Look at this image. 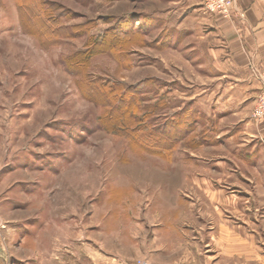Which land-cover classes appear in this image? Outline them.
<instances>
[{"label":"rangeland","instance_id":"rangeland-1","mask_svg":"<svg viewBox=\"0 0 264 264\" xmlns=\"http://www.w3.org/2000/svg\"><path fill=\"white\" fill-rule=\"evenodd\" d=\"M153 2L0 0V254L9 264H47L70 246L103 253L87 264H136L118 253L176 205L206 197L195 178L228 164L213 95L201 92L208 79L178 45L189 31L163 29ZM204 7L226 18L235 10ZM258 81L252 116L261 119Z\"/></svg>","mask_w":264,"mask_h":264},{"label":"crops","instance_id":"crops-1","mask_svg":"<svg viewBox=\"0 0 264 264\" xmlns=\"http://www.w3.org/2000/svg\"><path fill=\"white\" fill-rule=\"evenodd\" d=\"M153 1L150 13L165 18L163 29L189 31L178 45L191 48L186 60L208 79L201 92L213 95L210 114H219L216 138L223 136L229 162L217 178H195L206 197L176 205L134 250L118 256L132 263L264 264V117L252 116L264 78V0H237L229 18L207 11L204 0ZM99 254L70 246L47 264H87L103 259ZM0 264H9L1 254Z\"/></svg>","mask_w":264,"mask_h":264},{"label":"built area","instance_id":"built-area-1","mask_svg":"<svg viewBox=\"0 0 264 264\" xmlns=\"http://www.w3.org/2000/svg\"><path fill=\"white\" fill-rule=\"evenodd\" d=\"M237 0H205L206 7L214 12L219 10L220 13H223L225 16L230 14V10L233 7H236ZM136 264H152L148 261H138ZM185 264V263H181Z\"/></svg>","mask_w":264,"mask_h":264}]
</instances>
